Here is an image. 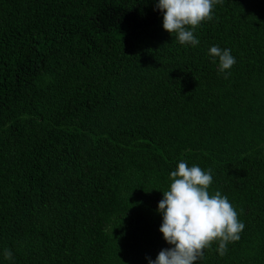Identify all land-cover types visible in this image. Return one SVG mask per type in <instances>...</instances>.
<instances>
[{
    "label": "trees",
    "instance_id": "16d2710c",
    "mask_svg": "<svg viewBox=\"0 0 264 264\" xmlns=\"http://www.w3.org/2000/svg\"><path fill=\"white\" fill-rule=\"evenodd\" d=\"M154 8L0 0L2 264L154 260L170 247L157 206L180 160L211 169L209 194L245 225L200 264H264V0L217 4L196 47ZM211 45L235 57L226 76Z\"/></svg>",
    "mask_w": 264,
    "mask_h": 264
},
{
    "label": "clouds",
    "instance_id": "9594fccd",
    "mask_svg": "<svg viewBox=\"0 0 264 264\" xmlns=\"http://www.w3.org/2000/svg\"><path fill=\"white\" fill-rule=\"evenodd\" d=\"M221 3L223 0H155L154 10L161 13L162 28L176 42L196 47L199 40L195 30L213 18L215 6ZM208 54L225 76L236 63L228 48L211 45ZM169 181L167 190L161 191L157 212L162 217L159 231L170 247L162 249L154 260L146 257L147 264H200L204 250L213 242L217 253L224 255L227 245L240 239L245 225L227 196L219 191L209 194L213 183L211 169L189 166L180 160L169 173ZM2 255L11 260L13 254L5 248Z\"/></svg>",
    "mask_w": 264,
    "mask_h": 264
}]
</instances>
